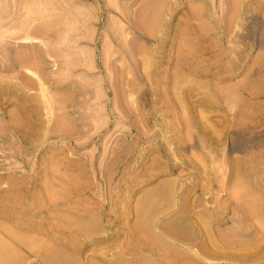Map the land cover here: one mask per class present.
Wrapping results in <instances>:
<instances>
[{"label": "rangeland", "instance_id": "obj_1", "mask_svg": "<svg viewBox=\"0 0 264 264\" xmlns=\"http://www.w3.org/2000/svg\"><path fill=\"white\" fill-rule=\"evenodd\" d=\"M0 264H264V0H0Z\"/></svg>", "mask_w": 264, "mask_h": 264}, {"label": "bare ground", "instance_id": "obj_2", "mask_svg": "<svg viewBox=\"0 0 264 264\" xmlns=\"http://www.w3.org/2000/svg\"><path fill=\"white\" fill-rule=\"evenodd\" d=\"M12 253V252H11ZM6 258H7V256H6Z\"/></svg>", "mask_w": 264, "mask_h": 264}]
</instances>
